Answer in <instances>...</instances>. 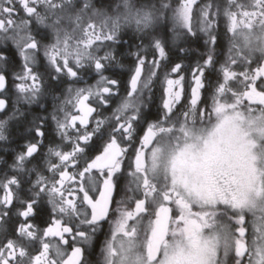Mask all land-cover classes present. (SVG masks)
Returning a JSON list of instances; mask_svg holds the SVG:
<instances>
[{
    "label": "snow or ice",
    "instance_id": "snow-or-ice-1",
    "mask_svg": "<svg viewBox=\"0 0 264 264\" xmlns=\"http://www.w3.org/2000/svg\"><path fill=\"white\" fill-rule=\"evenodd\" d=\"M0 264H264V0H0Z\"/></svg>",
    "mask_w": 264,
    "mask_h": 264
},
{
    "label": "flooded vegetation",
    "instance_id": "flooded-vegetation-1",
    "mask_svg": "<svg viewBox=\"0 0 264 264\" xmlns=\"http://www.w3.org/2000/svg\"><path fill=\"white\" fill-rule=\"evenodd\" d=\"M157 103H159V90L157 91Z\"/></svg>",
    "mask_w": 264,
    "mask_h": 264
}]
</instances>
